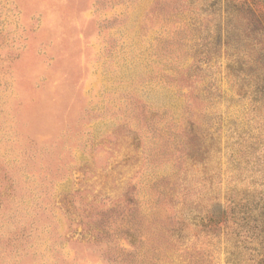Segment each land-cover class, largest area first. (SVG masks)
<instances>
[{
  "label": "rangeland",
  "instance_id": "rangeland-1",
  "mask_svg": "<svg viewBox=\"0 0 264 264\" xmlns=\"http://www.w3.org/2000/svg\"><path fill=\"white\" fill-rule=\"evenodd\" d=\"M0 264H264V0H0Z\"/></svg>",
  "mask_w": 264,
  "mask_h": 264
},
{
  "label": "trees",
  "instance_id": "trees-1",
  "mask_svg": "<svg viewBox=\"0 0 264 264\" xmlns=\"http://www.w3.org/2000/svg\"><path fill=\"white\" fill-rule=\"evenodd\" d=\"M256 9H259V11L262 13V7L260 6V8H259V6H257V8Z\"/></svg>",
  "mask_w": 264,
  "mask_h": 264
}]
</instances>
